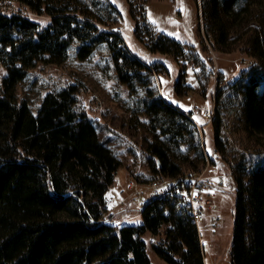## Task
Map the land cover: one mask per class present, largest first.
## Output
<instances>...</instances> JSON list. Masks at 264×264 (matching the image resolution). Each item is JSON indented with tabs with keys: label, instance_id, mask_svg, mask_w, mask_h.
<instances>
[{
	"label": "trees",
	"instance_id": "16d2710c",
	"mask_svg": "<svg viewBox=\"0 0 264 264\" xmlns=\"http://www.w3.org/2000/svg\"><path fill=\"white\" fill-rule=\"evenodd\" d=\"M128 1L137 36L152 52L204 69L201 50L149 22L151 0ZM197 2L202 44L252 60L228 82L219 77L215 157L198 110L185 111L162 94L157 75L168 66L132 52L110 0H0V63L7 69L0 94V264H153L150 249L167 264H206L199 228L174 197L151 199L140 224L116 222L120 210H111L108 193L125 163L81 106L80 84L48 92L36 113L19 100L18 84L29 71L63 64L74 45L82 61L106 45L118 80L131 94L146 92L132 122L153 135L143 154L151 182L201 172L217 153L230 164L237 185L232 264H264V0ZM186 74L176 83L180 96L192 90Z\"/></svg>",
	"mask_w": 264,
	"mask_h": 264
},
{
	"label": "rangeland",
	"instance_id": "374dc122",
	"mask_svg": "<svg viewBox=\"0 0 264 264\" xmlns=\"http://www.w3.org/2000/svg\"><path fill=\"white\" fill-rule=\"evenodd\" d=\"M110 1L121 13L119 30L132 52L148 63L162 61L168 66L170 72L157 75L162 94L185 111L198 109L195 116L200 125L206 128L203 139L208 143V153L214 156L212 121L205 113L216 111L215 91L219 77L223 75L224 82H228L250 65L252 60L239 51L220 52L207 40L204 45L202 44L197 0H151L147 6V13L149 22L159 33L202 51L201 55L206 61L203 70L185 67L183 61L178 63L172 57L152 52L137 36L129 1ZM77 51L78 45H74L68 60L63 64L42 63L32 68L28 76L18 84L17 96L19 100H26L36 113L48 92L60 91L72 83L83 87L81 106L90 112L98 125L102 139L108 141L114 153L125 163V167L118 173L116 183L108 193L111 210L120 209L116 218L120 225L140 224L143 222L140 197L146 196L151 200L154 198L152 193L155 190V187L150 185L153 178L143 155L153 135L144 127H138L132 122L146 92L131 94L129 88L118 80L106 45H100L94 55L84 61L78 58ZM181 72H187L185 82L192 87L190 91L184 87L188 92L184 96L178 95L175 89ZM6 73V67L0 63V94L3 93V79ZM141 120L147 121V118L142 116ZM228 133H231L230 129ZM216 155L215 160L218 161L214 162L216 167L207 170L205 175H210L214 181L221 179L224 184L215 185L212 188L213 196L205 198L207 218L210 221L215 217L219 218L214 228L206 226L210 221L201 225L202 238L208 244L205 249V263L232 264L237 185L230 164L220 153ZM219 155L221 157H218ZM207 167L208 162L205 168ZM149 254L153 264H167L152 249Z\"/></svg>",
	"mask_w": 264,
	"mask_h": 264
},
{
	"label": "built area",
	"instance_id": "2783aa9c",
	"mask_svg": "<svg viewBox=\"0 0 264 264\" xmlns=\"http://www.w3.org/2000/svg\"><path fill=\"white\" fill-rule=\"evenodd\" d=\"M195 110H198L195 108ZM215 113L211 111H206L205 116L211 121L214 118ZM199 128L202 130L204 125L201 126L197 123ZM218 157H221L220 155ZM216 167V164L213 163L208 158V167L207 169L193 173L186 176H181L175 179L166 178V179H157L153 180L150 185L155 187V192L153 191L152 197L154 198H166L174 197L178 200L184 213L191 219V221L196 224L199 228V231L202 235V226L207 224V221H210L207 218V202L205 201L206 197L213 196L212 188L216 186H223L224 182L220 179L214 181L213 178L209 175H205L207 170H212ZM135 179V178H134ZM137 181V179H135ZM135 181V182H136ZM150 202V199L146 196L140 197V208H145ZM216 208L215 206L213 207ZM219 222V218H213L207 227H216ZM202 246L205 250L208 246L207 242L202 238Z\"/></svg>",
	"mask_w": 264,
	"mask_h": 264
},
{
	"label": "crops",
	"instance_id": "0c3cea01",
	"mask_svg": "<svg viewBox=\"0 0 264 264\" xmlns=\"http://www.w3.org/2000/svg\"><path fill=\"white\" fill-rule=\"evenodd\" d=\"M115 208H118V207H115ZM120 210V209H119Z\"/></svg>",
	"mask_w": 264,
	"mask_h": 264
},
{
	"label": "bare ground",
	"instance_id": "6f19581e",
	"mask_svg": "<svg viewBox=\"0 0 264 264\" xmlns=\"http://www.w3.org/2000/svg\"><path fill=\"white\" fill-rule=\"evenodd\" d=\"M208 120V119H207ZM223 180H224V178H223Z\"/></svg>",
	"mask_w": 264,
	"mask_h": 264
}]
</instances>
